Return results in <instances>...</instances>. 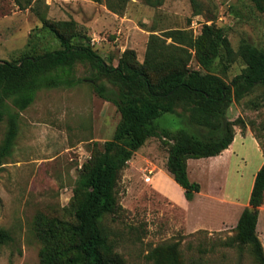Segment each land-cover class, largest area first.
Wrapping results in <instances>:
<instances>
[{
	"label": "rangeland",
	"instance_id": "rangeland-1",
	"mask_svg": "<svg viewBox=\"0 0 264 264\" xmlns=\"http://www.w3.org/2000/svg\"><path fill=\"white\" fill-rule=\"evenodd\" d=\"M31 1L20 8L14 0H0V60L12 61L36 44L40 50L59 48L51 38L40 43V34L46 33L42 30L45 20L75 21L91 37L93 49L114 66L126 50H134L142 63L151 35L170 44L169 31L187 30L198 37L204 24L222 27L236 52L244 44L264 49V13L250 0ZM190 67L201 69L194 52ZM245 67L241 59L230 62L222 49L213 72L231 83ZM95 71L89 63H78L75 75L85 79L82 83L42 89L35 102L21 112L12 156L0 166V228L14 238L0 247V264H41L36 218L39 214L71 218L79 203L75 192L79 174L94 149L115 132L121 116L87 80ZM177 111L184 112L181 107ZM227 118L240 121L234 127L236 153L207 175L198 173L205 191L195 202L185 201L184 193L169 181L168 139L150 138L121 172L117 193L122 210L104 221L115 251L127 264H156L148 254L175 243L184 264H256L246 246L226 247L225 242L235 235L238 210L249 205L255 174L264 161V87L233 102ZM180 121L176 114H167L159 125L175 130ZM6 131L4 121L0 123V145ZM192 174L194 180L196 173ZM211 182H220L216 191L221 190L222 197L235 198L240 207L228 210L207 198ZM166 193L175 195V200ZM201 223L213 227L199 228ZM258 236L264 247V203Z\"/></svg>",
	"mask_w": 264,
	"mask_h": 264
},
{
	"label": "trees",
	"instance_id": "trees-1",
	"mask_svg": "<svg viewBox=\"0 0 264 264\" xmlns=\"http://www.w3.org/2000/svg\"><path fill=\"white\" fill-rule=\"evenodd\" d=\"M26 8L31 0H14ZM101 2L102 0H94ZM264 13V0H250ZM115 10L111 4H108ZM46 33L59 48L30 47L12 60H0V123L7 131L0 145V166L12 156L20 131L21 112L28 109L42 89L70 88L85 79L75 75L78 63L96 70L87 80L95 93L113 103L120 121L110 140L97 146L76 181L78 205L69 220L39 214L35 232L42 244L41 264H127L115 251L105 225L122 205L117 185L121 172L136 152L153 137L170 141L166 170L192 202L201 185L188 175L189 159L220 155L234 141L238 120L227 118L232 103L257 87H264V49L249 44L236 52L222 27L204 24L198 37L187 30H172L166 39L151 35L144 61L134 50H126L118 65L107 63L91 45V37L78 29L75 21H44ZM81 38V41L76 39ZM225 50L227 59L244 61L246 67L231 83L213 72L214 60ZM195 53L201 69H192ZM205 53L207 56H204ZM181 107L184 112L179 113ZM185 113V114H184ZM176 114L175 130L161 127L164 115ZM264 203V163L257 172L247 206L226 247H247L256 264H264V247L258 236L260 207ZM12 234L0 228V247L13 242ZM156 264H184L179 244L159 246L148 254Z\"/></svg>",
	"mask_w": 264,
	"mask_h": 264
},
{
	"label": "crops",
	"instance_id": "crops-1",
	"mask_svg": "<svg viewBox=\"0 0 264 264\" xmlns=\"http://www.w3.org/2000/svg\"><path fill=\"white\" fill-rule=\"evenodd\" d=\"M235 142L233 141V143L230 145V147L228 149H226L225 151H223L220 155L218 156H215V157H210V158H201V159H189L187 161V164H188V175H189V178L192 180L191 177H193L192 173H196V178H194V180L192 181H195V182H198L200 183L201 185V191L199 193L196 194L194 200L192 202H189V203H193L196 201L197 197L198 196H204V187L205 185L202 183V180L200 178H197L198 176V173L201 174V175H207V173L214 167L218 166V165H222L223 162H225V159L227 160V158L229 157V155H231L232 157L234 156V154L236 153V147H235ZM218 160H222V162H219ZM264 163V161H262ZM262 163V164H263ZM261 164V166H262ZM206 166V167H205ZM261 168V167H260ZM259 168V169H260ZM259 171V170H258ZM257 171V172H258ZM168 173V172H167ZM210 173V172H209ZM169 174V173H168ZM257 174V173H256ZM255 174V176H256ZM169 176V181L172 183V185L179 191V193L182 195V193H184L183 189L173 180V178ZM255 180V178H254ZM220 182H217V183H214V182H211L209 184V187H208V191H207V198L211 199V200H214V201H218L220 204H222V206H226L228 208V210L230 208H232V206L234 207H240L237 202L235 201V198H228L227 195H223V197L221 196V190L220 191H216L218 188H220ZM253 184H254V181H253ZM252 188H253V185H252ZM252 188L250 190V195H251V191H252ZM163 190V189H162ZM163 192H165L163 190ZM168 195H170V197H172L173 199L176 198L175 195L173 194H169V193H166ZM184 195V194H183ZM250 195H249V199H250ZM175 200V199H174ZM185 201H186V198H185ZM188 203V202H187ZM237 204V205H236ZM249 206V205H248ZM246 208L245 207H241V209L238 210V220L240 218V215L242 214L243 210ZM237 209V208H236ZM238 223V222H237ZM199 228H203V229H210L212 228L213 226H211L210 224H199L198 225Z\"/></svg>",
	"mask_w": 264,
	"mask_h": 264
}]
</instances>
